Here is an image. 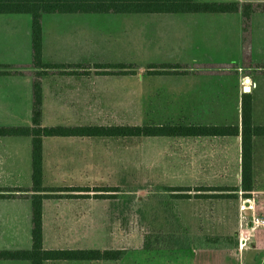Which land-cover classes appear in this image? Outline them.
Listing matches in <instances>:
<instances>
[{
	"label": "rangeland",
	"instance_id": "obj_1",
	"mask_svg": "<svg viewBox=\"0 0 264 264\" xmlns=\"http://www.w3.org/2000/svg\"><path fill=\"white\" fill-rule=\"evenodd\" d=\"M251 35L255 67L243 69L235 49L240 47L238 14L44 15V62L131 64L135 72L45 79L42 125L240 127L243 94L252 96V123L264 125V14L252 16ZM29 62L30 16L0 15V64ZM153 64H178L191 72L151 75L148 66ZM7 83H18V106L9 99L16 90ZM27 83L29 77H0V125H12L16 118L18 126L29 124L21 94ZM28 141L1 139L0 147H19L26 158ZM43 142L42 185L90 190L88 198H69L63 191L43 201V248L127 252L117 262L53 264H264V138L254 143L249 198L240 190L239 136ZM28 176L25 163L16 170L0 163V189H26ZM29 210L28 200L0 199V248L18 247V224L12 233L7 216L22 221ZM146 234L217 238L221 245L155 262L136 253ZM25 236L20 233V243Z\"/></svg>",
	"mask_w": 264,
	"mask_h": 264
},
{
	"label": "trees",
	"instance_id": "obj_2",
	"mask_svg": "<svg viewBox=\"0 0 264 264\" xmlns=\"http://www.w3.org/2000/svg\"><path fill=\"white\" fill-rule=\"evenodd\" d=\"M30 16V62L0 64V77H29L31 85L30 125L0 126V138H28L30 145V186L26 189H0V199H25L30 203V247L22 250H0V262L28 264L121 261L126 251L100 249H44L42 246V204L55 198L54 192L69 198H88L86 187L46 188L42 172V141L47 138H229L240 137V190L249 198L253 180V152L256 139L264 138V125L252 123L249 94L240 102V127L234 125H42V87L45 79L55 77L126 76L134 74V65L121 63L72 64L46 63L42 58V17L44 15H179L238 14L240 19V68L251 63L252 16L264 14V2H215L196 0H0V15ZM213 66H208L210 70ZM261 67V66H260ZM151 75H188L190 70L178 64L149 65ZM206 72V71H205ZM183 191L184 189H179ZM213 190V189H207ZM103 191V190H100ZM110 192L111 190H105ZM189 191V190H184ZM205 191V190H204ZM2 192V193H1ZM6 192V193H5ZM19 192V194L15 193ZM99 192V191H98ZM21 193V194H20ZM100 198L103 195H92ZM182 198L188 195L180 194ZM59 198V197H56ZM221 245L220 239L146 234L138 255L159 261L165 255L175 258L191 250H205Z\"/></svg>",
	"mask_w": 264,
	"mask_h": 264
},
{
	"label": "crops",
	"instance_id": "obj_3",
	"mask_svg": "<svg viewBox=\"0 0 264 264\" xmlns=\"http://www.w3.org/2000/svg\"><path fill=\"white\" fill-rule=\"evenodd\" d=\"M222 49H224L223 47H220ZM236 52L238 53L237 55L240 56L239 54V50L240 47H238V45L235 47ZM252 49V46H251ZM225 50V49H224ZM7 87L8 89H13L14 91L16 90L15 93L10 94L9 99L12 101V104H16V106H18V83L14 84V83H7ZM244 90H246V87H244ZM61 93H63V91L61 90ZM22 96L24 101L26 102V105L28 106V109L26 111V123H29L27 126L30 125V103H31V85L30 83H27V85L25 86V88L22 90ZM55 98H57V94L55 93ZM4 98L5 95H4ZM8 100V101H10ZM44 92H43V87H42V109H43V105H44ZM263 100H264V96H263ZM251 101H252V96H251ZM252 103V115H253V101ZM42 118H43V111H42ZM253 120V119H252ZM14 124H10V125H0V126H18V118L14 119ZM4 139V140H8V139H18V138H0ZM71 139V138H68ZM29 140V139H28ZM45 139H43L44 141ZM42 141V147L44 142ZM29 148H28V147ZM26 146L25 152L27 150V155L25 153L26 158H24L23 156V151L18 147V148H14V147H0V163H7L10 167V169L16 170L17 168L19 169L21 167V165L23 163H25L27 165V168L30 167V145H29V141H28V145ZM43 158H44V154L42 153V162H43ZM30 177V176H28ZM30 186V185H29ZM42 209H43V204H42ZM8 223L11 227V229L15 226H17L18 224V247H14V248H0V250H22V249H28L30 247V210L29 213H26V215L23 217V220L21 221V217L18 216V220L16 219V217H8ZM10 231L13 233L15 232L13 229ZM24 232V234L26 235L24 237V242L20 243V233ZM1 264H28L27 262H7V261H1ZM48 264H53V263H48Z\"/></svg>",
	"mask_w": 264,
	"mask_h": 264
},
{
	"label": "water",
	"instance_id": "obj_4",
	"mask_svg": "<svg viewBox=\"0 0 264 264\" xmlns=\"http://www.w3.org/2000/svg\"><path fill=\"white\" fill-rule=\"evenodd\" d=\"M248 202H245V206H247ZM245 214H249L248 211H245Z\"/></svg>",
	"mask_w": 264,
	"mask_h": 264
},
{
	"label": "built area",
	"instance_id": "obj_5",
	"mask_svg": "<svg viewBox=\"0 0 264 264\" xmlns=\"http://www.w3.org/2000/svg\"><path fill=\"white\" fill-rule=\"evenodd\" d=\"M256 222H259L258 220Z\"/></svg>",
	"mask_w": 264,
	"mask_h": 264
}]
</instances>
